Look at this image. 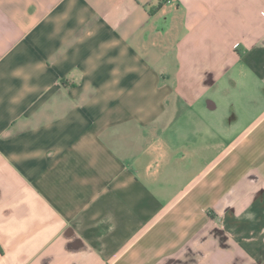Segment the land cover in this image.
<instances>
[{
    "label": "crops",
    "instance_id": "1",
    "mask_svg": "<svg viewBox=\"0 0 264 264\" xmlns=\"http://www.w3.org/2000/svg\"><path fill=\"white\" fill-rule=\"evenodd\" d=\"M0 264H264V0H0Z\"/></svg>",
    "mask_w": 264,
    "mask_h": 264
},
{
    "label": "rangeland",
    "instance_id": "2",
    "mask_svg": "<svg viewBox=\"0 0 264 264\" xmlns=\"http://www.w3.org/2000/svg\"><path fill=\"white\" fill-rule=\"evenodd\" d=\"M251 237H253V235H251Z\"/></svg>",
    "mask_w": 264,
    "mask_h": 264
}]
</instances>
